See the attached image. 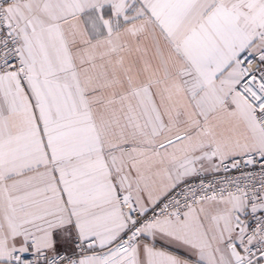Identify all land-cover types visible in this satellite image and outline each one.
Masks as SVG:
<instances>
[{
  "label": "snow or ice",
  "instance_id": "snow-or-ice-1",
  "mask_svg": "<svg viewBox=\"0 0 264 264\" xmlns=\"http://www.w3.org/2000/svg\"><path fill=\"white\" fill-rule=\"evenodd\" d=\"M0 264H264V0H0Z\"/></svg>",
  "mask_w": 264,
  "mask_h": 264
}]
</instances>
